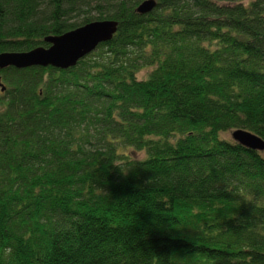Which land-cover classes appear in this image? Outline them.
I'll return each instance as SVG.
<instances>
[{
    "label": "trees",
    "instance_id": "1",
    "mask_svg": "<svg viewBox=\"0 0 264 264\" xmlns=\"http://www.w3.org/2000/svg\"><path fill=\"white\" fill-rule=\"evenodd\" d=\"M143 1L0 0V54L118 23L0 70V264H264V156L229 138L264 141V0Z\"/></svg>",
    "mask_w": 264,
    "mask_h": 264
},
{
    "label": "water",
    "instance_id": "2",
    "mask_svg": "<svg viewBox=\"0 0 264 264\" xmlns=\"http://www.w3.org/2000/svg\"><path fill=\"white\" fill-rule=\"evenodd\" d=\"M155 6V0H145L136 8V12L144 15L151 12ZM117 28L116 21H94L62 35L45 38V43L49 45L47 48L39 47L28 52L1 53L0 70L8 67L25 69L50 66L61 70L72 68L80 59L95 51L101 43L110 41L117 32ZM0 91H5L1 80ZM230 137L246 148L258 152L264 151V141L248 131L236 129L230 132Z\"/></svg>",
    "mask_w": 264,
    "mask_h": 264
},
{
    "label": "rangeland",
    "instance_id": "3",
    "mask_svg": "<svg viewBox=\"0 0 264 264\" xmlns=\"http://www.w3.org/2000/svg\"><path fill=\"white\" fill-rule=\"evenodd\" d=\"M146 70L144 69V71H141V72H139V74H138V78H142V77H145L146 76ZM224 137H227V136H229V133L228 134H224L223 135ZM229 138H230V136H229ZM129 151V150H128ZM130 152V151H129ZM263 156H264V152H262L261 153ZM141 156V155H140Z\"/></svg>",
    "mask_w": 264,
    "mask_h": 264
}]
</instances>
